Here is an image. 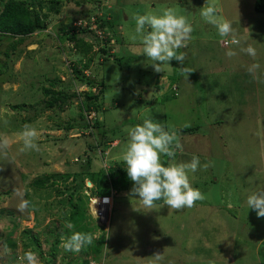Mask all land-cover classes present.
Wrapping results in <instances>:
<instances>
[{
  "label": "rangeland",
  "instance_id": "obj_1",
  "mask_svg": "<svg viewBox=\"0 0 264 264\" xmlns=\"http://www.w3.org/2000/svg\"><path fill=\"white\" fill-rule=\"evenodd\" d=\"M59 1L60 13H49L47 28L17 43L14 49L11 45L15 39L0 36V143L8 141L7 148L0 150L2 229L19 223L16 230L21 238L17 241L30 243L24 250L37 253L41 264H68L85 258L82 249L89 251L87 245L79 252L63 247L62 239L73 232L63 218L67 207L59 204L64 196L31 186L34 180L52 173L78 171L82 164L78 157L89 151L88 143L94 139L95 129L84 134L80 128L64 131L68 122L83 123L78 100H73L68 111L40 112L45 99L40 89L48 87L46 79L59 80L54 91H78L81 97L84 92L95 91L73 80L67 67L73 62L82 71L80 78L84 75L106 86L97 119L107 136L114 133L121 139L117 148L118 140L104 155L108 166L125 164L126 130L146 118L162 123L166 130L199 126L194 134L178 133L180 147L170 161L190 162L193 155L199 157L201 167L188 176L205 198L179 211L163 203L148 209L138 197L129 195L133 186L130 181L127 191L114 197L109 223L104 225L109 228L100 238L90 216L92 202L87 203L86 215L91 219L88 226L100 246L98 263L148 264V257L161 253V264H264V217H257L246 203L250 192L264 188V14L255 12L257 0ZM206 2L231 23L230 34L222 36L201 16ZM166 8L186 16L192 27L187 46L178 50L186 54L183 67L193 70L187 78L176 60L162 64V71L155 72L153 61L143 54L142 36L135 32L134 16L149 11L160 14ZM109 11L121 16L120 34L126 48L120 53L127 66L119 67L98 53L104 42L81 61L80 54L69 52L62 36L80 20L102 15L110 19ZM225 40L232 44L226 46ZM249 46L256 50L254 57L244 51ZM106 47L109 55L118 53L114 40ZM229 51L235 55L227 56ZM88 57L91 61L85 68L83 62ZM255 64L260 67L253 68ZM173 87L177 95L171 98ZM17 105L20 108L12 109ZM93 112L84 116V122L94 118ZM36 113L40 116L35 117ZM25 124L37 129L39 151H20L23 141L19 133ZM89 154L100 158L99 153ZM166 157L161 156L162 163L167 162ZM93 163L98 168L101 160L93 159ZM205 163L209 165L206 169L202 167ZM66 186L71 187L70 181L58 180L57 187L64 191ZM21 199L30 201L24 212L18 210ZM55 225L62 235L53 246ZM33 237L39 244L30 240ZM4 242L11 245L13 238ZM51 249L56 250L54 258L48 254ZM21 250L18 257L22 258ZM0 264L20 263L7 258Z\"/></svg>",
  "mask_w": 264,
  "mask_h": 264
},
{
  "label": "trees",
  "instance_id": "obj_2",
  "mask_svg": "<svg viewBox=\"0 0 264 264\" xmlns=\"http://www.w3.org/2000/svg\"><path fill=\"white\" fill-rule=\"evenodd\" d=\"M84 1L88 2L89 0ZM77 4L80 6L82 3L80 4L77 2ZM61 7L62 5L59 0H0V36L15 39V43L11 45V48L14 49L16 44L21 43L25 38L32 36L35 32L44 31L48 25L46 20L49 16V13L57 15L60 13ZM43 9H47V12L43 13ZM254 10L256 13L264 14V0H257L254 5ZM109 13L111 16L110 19H106L103 15L101 17L96 16V24L98 29L107 34L106 38L105 34L104 38L102 39L92 31H88V29H79L76 27H72L70 30H65L64 35L62 36H64V40L67 43L69 52L80 54L81 61L83 58H85L84 56H87L93 50L95 46L98 47L102 42H104V46L100 47L98 53H101L104 56L106 55L107 58H110V60L119 67H123L124 65L127 66V62L123 61L124 56L122 53H120L122 49L124 51V48H126V45L124 44L120 34L121 28L119 25V19H121V16L113 15V11H109ZM88 40L94 41L95 44L89 43ZM111 40H114V42L119 47L118 53L116 55H109V49L106 47V45ZM89 61H91V59L88 57L87 62H83L85 68L87 67ZM67 67L71 77H73V80H77L81 85H85L90 89L94 88L95 91H90L89 93L84 92L82 97L80 96V93L77 92H68L67 90L54 91L52 88L57 86L59 80L56 78L46 79L48 87L43 86L40 89L45 97L44 101L42 102L43 106L40 112L68 111L73 104V100H78L80 102L78 104V115L83 119H81L83 123L76 124L74 121L68 122L66 125H64V131L68 132L72 129L80 128L84 134V132L87 130L95 129V135L93 137L94 139H92L91 143H88L89 151H84L83 155L78 157L82 160V164L80 165V169L78 171L67 172L65 174L52 173V175L48 177L45 176L34 180L31 186L35 190L52 189L56 192L57 197L64 196L62 201H59V204L62 207H67V211L63 218L65 221L67 220V222H71L75 226L73 228V232L91 233L92 229L90 226H88V223L91 221V219L86 215L88 214L87 203L89 197H102L111 195L114 204V197L127 191L130 180L128 179L127 172L125 170V164L122 163L119 165L115 162L113 165L108 166L106 164V158L104 157L107 151L111 149V144L113 142L116 140L119 141V143L114 147L117 148L121 141L120 138L114 137V133L107 136L108 134L104 133L106 130L100 126V121L97 119V111H99L101 108V103H99V101L102 99L106 89L104 82L96 83L90 81L87 79L88 77H85L84 75H82L80 78L79 74H81L82 71L78 70L76 64L73 62L68 63ZM69 87H71V85ZM176 95V93H173L171 98L176 97ZM17 108H20V106L17 105L12 107V109L16 110ZM92 110L96 112L93 121H88L87 123L84 122V116L88 113H91ZM38 116H40V114L36 113L35 117ZM28 121H31V119ZM198 129L199 126L197 125L195 127L180 128L177 130V133L194 134L199 132ZM261 130L264 132L263 128ZM257 134L261 139V134L258 132ZM92 152L96 154L99 153L100 158H98L97 155L90 156L89 153ZM93 159L97 161L98 159L101 160V164L98 168L94 166ZM170 159L171 158L166 157L167 162L163 163L164 166L168 165ZM58 180L62 181L63 183L70 181L71 187L66 186L63 188V191L60 187H57ZM87 181L91 183L90 188L86 186ZM87 192L89 193V196L87 195ZM162 203V200L155 202V204ZM53 229L56 232V236L54 237L53 241V246H55L61 239L62 234L57 233V225H55ZM95 229L96 227L94 230ZM67 233L69 234L70 231ZM28 234L29 233L27 232V235ZM71 234L72 233L69 235ZM66 238L67 237L62 240L65 241ZM30 240L39 244L37 238L33 237V239L30 238ZM29 244L30 243L24 241L22 246L23 248L21 250L23 256L26 252L24 249L27 250L29 248ZM87 248L89 249L87 252L83 249L80 251L81 253L85 254V258L78 257L77 261L74 260L68 264H88L89 255H93L92 258L94 260H98L97 253L100 250L98 242L93 240V243L91 245H87ZM55 252V249H51L48 254L51 258H54Z\"/></svg>",
  "mask_w": 264,
  "mask_h": 264
},
{
  "label": "clouds",
  "instance_id": "obj_3",
  "mask_svg": "<svg viewBox=\"0 0 264 264\" xmlns=\"http://www.w3.org/2000/svg\"><path fill=\"white\" fill-rule=\"evenodd\" d=\"M201 16L207 23L215 26L222 36L233 31L231 23L219 17L216 14V8L209 6L208 2L201 8ZM134 20L135 32L142 36L143 54L153 61L151 66L155 72H161V65L164 63L169 64L172 60H176L182 65L180 70L186 78L189 73L193 72V70L183 67L186 54L178 52L179 49L187 46V41L191 37L192 27L186 16L179 15L174 8H166L160 14L149 11L143 15H136ZM73 27L76 26L73 25ZM133 38L135 39V37ZM244 51L250 56L254 57L256 55V50L251 46L244 49ZM226 55L231 57L235 53L229 51ZM252 67L259 68L260 66L255 64ZM126 131L128 141L122 159L126 164L125 170L128 179L133 182L130 196L138 197L137 200L148 209L154 208L155 202L162 200L163 205L178 211L186 207L191 208L197 201L205 198L199 189L191 185L188 176L189 172L194 173L201 167L199 157L193 155L190 162L176 163L170 161L167 166H164L161 162L162 155L174 158L176 155L175 149L180 147L179 135L175 129L166 130L162 123L149 117L142 124H137ZM19 135L23 141V147L20 151H39V146L35 143L39 133L35 127L25 124ZM7 145L8 141L4 140L0 143V150L6 149ZM208 166L205 163L202 167L206 169ZM15 191L17 195L22 196L18 189ZM87 195L89 196L88 193ZM92 198H109L112 209L113 198L111 195L91 196L88 200L89 204ZM246 203L248 209L251 208L256 212L257 217H264V188L250 192L246 198ZM29 206L30 201L21 199L18 210L24 212ZM90 216L93 217V215ZM66 227L73 229L75 226L68 222ZM93 240L94 235L91 233L72 232L65 239L63 247L66 251L79 252L84 246L91 245ZM4 247L7 248L6 245ZM147 259L148 264H161L164 257L161 253H154ZM23 261L26 264H41L38 254L31 250L24 253L19 263L21 264ZM88 264L99 263L97 260L88 257Z\"/></svg>",
  "mask_w": 264,
  "mask_h": 264
},
{
  "label": "built area",
  "instance_id": "obj_4",
  "mask_svg": "<svg viewBox=\"0 0 264 264\" xmlns=\"http://www.w3.org/2000/svg\"><path fill=\"white\" fill-rule=\"evenodd\" d=\"M76 27L78 28H86L88 29V31H92L93 33H95L99 38H104L103 36V32L98 29V26L96 24V16L95 17H91L89 20H85L82 21L80 20V22L78 24H75ZM225 45L229 46L232 43L225 40ZM237 44V42L235 43ZM175 87H173V91H175ZM110 199L109 198H92L90 199V202H92L91 204V211H92V215L96 220V224L98 226V232H99V236L101 235V232H106L108 230L107 227H105L104 225L109 223V219H110V214H111V203L109 202ZM96 212V215H95ZM21 264H23L21 262Z\"/></svg>",
  "mask_w": 264,
  "mask_h": 264
},
{
  "label": "crops",
  "instance_id": "obj_5",
  "mask_svg": "<svg viewBox=\"0 0 264 264\" xmlns=\"http://www.w3.org/2000/svg\"><path fill=\"white\" fill-rule=\"evenodd\" d=\"M263 130H264V128H263ZM116 145H117V143H116ZM3 204H5V203H3ZM18 225H19V223H17V225L11 224V225H9L10 226L9 228H7V229L5 228V230H3L2 228L4 226L0 220V260H3V262L6 261L7 258L18 261V262H20V259H22L21 257H18L19 256L18 252H19V250L22 249L24 241L23 240H22V242L17 241L18 239L21 238V233L19 232V230L18 231L16 230V229H19ZM4 231L6 233H4ZM17 234H18V236H16ZM7 238H11V239L13 238V242L11 245L10 244L8 245L4 242L7 240ZM20 244H21V247L19 246ZM4 245H7V248H3ZM258 251H260V250H258Z\"/></svg>",
  "mask_w": 264,
  "mask_h": 264
},
{
  "label": "water",
  "instance_id": "obj_6",
  "mask_svg": "<svg viewBox=\"0 0 264 264\" xmlns=\"http://www.w3.org/2000/svg\"><path fill=\"white\" fill-rule=\"evenodd\" d=\"M88 185H90V183H87Z\"/></svg>",
  "mask_w": 264,
  "mask_h": 264
}]
</instances>
